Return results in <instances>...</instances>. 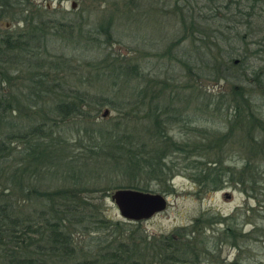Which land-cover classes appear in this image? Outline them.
I'll use <instances>...</instances> for the list:
<instances>
[{
    "label": "trees",
    "instance_id": "16d2710c",
    "mask_svg": "<svg viewBox=\"0 0 264 264\" xmlns=\"http://www.w3.org/2000/svg\"><path fill=\"white\" fill-rule=\"evenodd\" d=\"M179 1L174 0L172 10L180 15L184 36L188 34L195 48L193 62L189 60L191 55L180 59L182 64L197 71L198 78L207 75L229 81L236 77V68L243 63L242 59L232 60L237 43L264 34V0H203L206 12L202 15L195 14L192 8L188 11L180 8ZM23 4V0H0V19L10 18L23 25L15 34L0 33V264H200L205 260L210 264H253L249 257H242L245 242L248 236L264 235V232L255 226L243 234L237 221L248 218L250 211L238 216L199 217L188 229L178 228L169 236L149 238L122 231L121 225L101 215L99 203L86 197L90 190L83 188V184L72 189L37 192L36 181L42 170L66 164L63 154L67 143L61 124L74 117L89 122L96 108L111 103L106 97L93 96L60 82L67 63L63 57L48 56L49 27L43 13L29 11L30 0H25V7ZM110 23H101L99 30L109 34ZM179 42L171 46L174 48ZM171 46L159 56L170 54ZM220 46L228 47V52L217 58L212 47L220 49ZM254 51V55L259 54ZM128 61L115 63L108 69L113 83L111 92L121 97L112 107L117 112L130 107L133 113L145 106L142 118L154 121L155 137L166 140L167 146L145 150L144 143L139 145V136L127 133L121 123H115L110 131L101 127L89 136L91 158L114 162L119 174L133 182L127 188L147 192L136 181L141 177L159 183L170 181L174 169L167 166V159L171 154H181L188 161L185 172H189L197 186V194L232 184L263 210L264 165L249 157L241 169H236L220 158L212 161L205 155L212 153L214 143L223 152V145L239 129L244 138L255 142L251 155L260 156L264 163V121L257 115L260 107L251 94L252 88H256L263 95L264 76L260 73L264 74V66L252 71V79L246 80L245 87L237 90L236 85L232 86L227 98L231 116L225 133L219 135L187 127L193 122L188 115L178 120L189 131L204 136V143L181 144L172 141L158 121L168 108L161 109L155 104L162 97L168 99V104L174 99L179 101L180 94L169 90L171 84L167 80L146 81L140 90L134 84L140 75L138 64ZM189 88L192 89L189 96L184 95L189 99L187 102H192L194 94L209 96L199 88ZM126 93L132 95L126 97ZM176 112L184 113L185 109ZM31 190L36 194L32 199ZM36 200L40 201L42 211L28 210V203L35 204ZM218 224L223 229L216 236H207L206 226ZM93 234L97 237L90 238ZM224 244L237 250L230 262L220 257Z\"/></svg>",
    "mask_w": 264,
    "mask_h": 264
},
{
    "label": "rangeland",
    "instance_id": "374dc122",
    "mask_svg": "<svg viewBox=\"0 0 264 264\" xmlns=\"http://www.w3.org/2000/svg\"><path fill=\"white\" fill-rule=\"evenodd\" d=\"M30 2L29 11L40 10L49 27L46 39L48 56L63 57L67 63L62 69L60 82H67L70 86L88 91L93 96L106 97L111 103L96 108L92 113L95 116L89 122L74 117L61 124L65 131L62 136L67 143L63 154L66 164L41 169L42 173L36 181L37 192L72 189L74 185L78 187L79 184H83V188L90 190L86 197L94 203H99L101 215L121 225L122 231L127 233L131 231L135 235L149 238L169 236L178 228L188 229L199 217L238 216L245 211H250L248 218L241 217L237 220L241 224L242 233H249L255 226H259L264 232L262 213L264 209L259 210L256 201L241 192L238 187L228 184L218 191L197 194V186L189 177V172H185L188 161H184L181 154H171L167 159V166L174 169L170 181L159 183L141 177L135 183L139 188L147 190V193L165 197L166 209L149 220L127 222L120 217L111 196L116 190L130 189L127 186L133 182L119 174L114 162L107 163L102 158H91L90 155L93 153L88 151L91 148L89 136L93 134L92 132L101 127H107L110 131L115 123H121L122 129L127 133L139 136V145L144 143L145 150L167 146L166 140L155 137L157 126H154V121L142 118L145 106H141L133 113L129 110L130 107L119 112L112 107L113 102L119 101L118 98L121 97L117 98L111 92L113 83L108 76L110 71L108 69L115 66V63H124L123 61L129 59L128 62L132 65L138 64L140 75L134 84H138L140 90L144 88L146 81L167 80L171 84L169 90L180 94L179 101L174 99L170 104L164 97L160 98L161 101H155L161 109L168 108L164 114L161 113L158 121L172 141L181 144L204 143L202 140L204 136L196 132L197 130L219 135L225 133L229 128L228 118L231 116L230 110H227V98L232 92V86L236 85V89L245 87L248 85L246 80L252 79V71L264 66V34L237 43L232 60L242 59L243 63L236 68V77L230 78L229 81L207 75L198 78L197 71L193 68L188 70L181 62L191 55L193 56L189 60L193 62L195 48L192 40L187 38L188 34L184 36L180 15H176L172 10L174 0H30ZM23 3L22 7H25V0ZM205 4L203 0L186 2L181 0L178 5L186 11L192 8L195 14L200 12L202 15L206 12ZM106 21L111 22L109 34L98 28V25L105 24ZM22 28V24L13 22L10 18L0 19L1 34L6 32L15 34ZM177 41L180 42L173 48L171 45ZM170 46V54L159 56L167 52ZM220 47V49L212 47V52L217 58L228 52V47L223 49ZM254 50L259 51V54L254 55ZM190 86L199 88L202 94L206 92L209 96L199 97L194 94L192 102H187L188 98L184 95L189 96L192 90ZM252 91L251 94H254L253 98L260 107L258 110L260 114L257 115L264 121V92L262 95L256 88H252ZM125 95L127 97L132 94ZM182 95L186 99L183 100ZM173 109L178 111L185 109V112L177 113ZM105 111L108 114L104 118L102 115ZM188 115L193 122L187 127L192 126L196 131H189L184 122L178 120ZM243 135L237 129L223 145V152L217 150L218 144L214 143L212 153L205 157L212 161L220 158L236 169H241L249 157L251 161L264 165L260 156L251 155L255 148L254 140L244 138ZM260 140L259 138L258 143ZM261 180L263 182L264 178ZM29 193L31 199L35 198L34 191L31 190ZM32 208L42 211L40 201L36 200L35 204L29 202L28 210ZM206 227V235L209 237L216 236L223 229V225L219 224ZM102 233L98 235L104 237ZM262 235L256 233L254 236H248L246 248L243 247L245 252L242 257H249L253 264H264ZM94 237L97 236L93 234L90 238ZM73 239L78 243L75 236ZM85 240L88 241V237ZM236 255L237 250L230 245L222 246L221 259L230 262ZM200 264L210 262L205 260Z\"/></svg>",
    "mask_w": 264,
    "mask_h": 264
},
{
    "label": "water",
    "instance_id": "95a60500",
    "mask_svg": "<svg viewBox=\"0 0 264 264\" xmlns=\"http://www.w3.org/2000/svg\"><path fill=\"white\" fill-rule=\"evenodd\" d=\"M72 7L74 8V5ZM107 114L108 112L105 111L102 117L105 118ZM111 200L120 217L134 223L149 220L167 207V200L162 195L132 189L114 191Z\"/></svg>",
    "mask_w": 264,
    "mask_h": 264
}]
</instances>
